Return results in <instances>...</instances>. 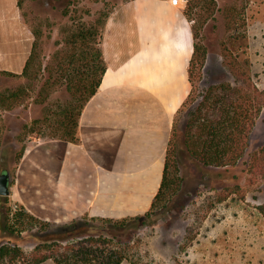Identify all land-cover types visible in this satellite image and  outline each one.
Returning <instances> with one entry per match:
<instances>
[{
    "label": "crops",
    "instance_id": "1",
    "mask_svg": "<svg viewBox=\"0 0 264 264\" xmlns=\"http://www.w3.org/2000/svg\"><path fill=\"white\" fill-rule=\"evenodd\" d=\"M34 40L19 0H0V67L22 73ZM101 47L107 70L82 111L79 140L36 137L12 178L11 201L41 220L144 214L161 189L176 118L193 90V23L172 0H123ZM261 256L252 247L247 264Z\"/></svg>",
    "mask_w": 264,
    "mask_h": 264
},
{
    "label": "rangeland",
    "instance_id": "2",
    "mask_svg": "<svg viewBox=\"0 0 264 264\" xmlns=\"http://www.w3.org/2000/svg\"><path fill=\"white\" fill-rule=\"evenodd\" d=\"M121 1L24 0L21 8L25 20L33 30L42 32L39 50L43 64L57 63L54 54L65 46L63 41L67 29L79 27L80 24L90 26L103 12L111 11ZM216 2L214 16L205 21L201 28L200 24L209 14L204 7L196 8L190 18L193 25L199 27L208 54L203 67L194 69L193 90L178 114L175 141L170 146L177 151L172 158L178 159L182 186L168 207L159 211L154 223L137 229L142 239L137 246L142 255V264H247L248 252L252 247L260 251V261L264 264V212L259 208L264 204V174L251 172L247 169L248 165L243 164L246 171L240 174L239 182L246 198L241 199L235 193L218 201L220 188L230 182L225 178V169L204 166L195 161L184 143L185 121L202 99V93L213 84L237 83L225 62V44L230 47L233 57L241 62L249 61L254 82L264 88V0ZM183 6H188V0H184ZM65 10H68V15ZM50 76L55 81L60 74L55 69L44 68L42 77L32 80L26 76L0 72V142L15 143L20 138L27 144L36 137L47 136L46 132L50 131L48 125L55 123L64 108L73 101L63 77L51 88L47 99H37L40 98L41 87ZM21 86H25L30 93L13 108L6 107L1 102V95ZM46 116L50 117V122H46ZM36 119H41V122L36 125L39 128L33 131L31 127ZM263 145L264 110L257 119L250 147L242 160L250 161L251 154L260 151ZM18 207L9 196L0 195V230L4 235H13L19 240L27 255L33 252L38 243L64 239L69 234L66 233L67 224L48 221L36 222L31 229L12 234L5 228V219L9 210L14 213ZM87 220L80 219L74 232H88L90 224ZM41 264L57 263L48 259ZM123 264L132 263L127 260Z\"/></svg>",
    "mask_w": 264,
    "mask_h": 264
},
{
    "label": "trees",
    "instance_id": "3",
    "mask_svg": "<svg viewBox=\"0 0 264 264\" xmlns=\"http://www.w3.org/2000/svg\"><path fill=\"white\" fill-rule=\"evenodd\" d=\"M23 2L24 0H19L20 6ZM216 4V0H188L185 13L190 19L196 8L204 7L209 14L200 24L201 28L205 21L214 16ZM65 14L68 15V10H65ZM109 14L110 11L103 12L90 26L80 24L79 27L67 29L63 41L65 46L57 49L54 54L57 60L55 65L43 64L39 50V38L42 32L34 29L33 49L23 72L0 70L7 75L26 76L38 80L42 77V69H51V71L55 69L60 76L55 78V81L52 80L53 76L45 80L40 90V98H37L42 101L47 99L51 88L60 77L66 78L67 88L72 94L73 101L64 108L55 123L48 125L50 131L45 135L72 141L79 140L80 116L88 101L97 92L107 70L101 40ZM193 29L195 51L190 65L192 82H194V69L203 67L208 54L199 27L194 24ZM224 49L227 51L225 62L236 77L237 83L221 82L208 87L185 121L183 129L184 143L189 155L195 161L204 166L225 169V178L230 182L220 188L218 201L235 193L241 199L246 198L239 182L240 174L246 171L243 164H247V169L251 172L264 174V145L260 151L251 154L250 161L242 160L250 147L251 135L257 119L264 110V88H260L254 82L248 60L241 62L233 57L227 44L224 45ZM28 93L30 92L27 88L21 86L1 95V102L6 107L13 108L16 103L22 102ZM45 120L50 122V117L46 116ZM40 122L41 119L34 120L31 130L36 131L39 128L36 125ZM176 128L177 118L170 146L175 141ZM22 141L19 138L15 143L0 142V173L8 169L12 173V178L15 176L17 166L26 150V144ZM174 153L177 155V151L169 147L161 189L155 196L152 207L144 214L121 219H88L90 232L86 233L74 232L75 225L80 220L75 219L66 225L68 228L66 233L69 234H66L64 239L40 242L30 255H27L19 240L13 235H4L0 230V264H41L48 259H53L57 264H123L127 260L132 264H142V255L137 247L142 239L138 236L137 229L154 223L159 211L168 207L182 186L183 177L178 174V159L172 158L175 156ZM259 208L264 212V204ZM43 221L19 206L14 213L9 210L5 219V228L12 234H20L34 227L36 222ZM1 224L0 222V226Z\"/></svg>",
    "mask_w": 264,
    "mask_h": 264
},
{
    "label": "water",
    "instance_id": "4",
    "mask_svg": "<svg viewBox=\"0 0 264 264\" xmlns=\"http://www.w3.org/2000/svg\"><path fill=\"white\" fill-rule=\"evenodd\" d=\"M12 173L5 170L0 173V195L9 196L11 194Z\"/></svg>",
    "mask_w": 264,
    "mask_h": 264
},
{
    "label": "built area",
    "instance_id": "5",
    "mask_svg": "<svg viewBox=\"0 0 264 264\" xmlns=\"http://www.w3.org/2000/svg\"><path fill=\"white\" fill-rule=\"evenodd\" d=\"M172 2L178 6H183L184 0H172ZM16 206L18 205L16 204Z\"/></svg>",
    "mask_w": 264,
    "mask_h": 264
}]
</instances>
